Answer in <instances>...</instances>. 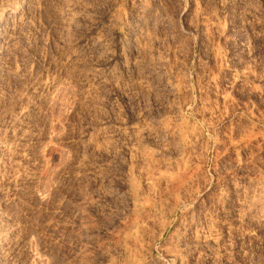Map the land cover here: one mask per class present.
Segmentation results:
<instances>
[{
    "label": "rangeland",
    "instance_id": "374dc122",
    "mask_svg": "<svg viewBox=\"0 0 264 264\" xmlns=\"http://www.w3.org/2000/svg\"><path fill=\"white\" fill-rule=\"evenodd\" d=\"M0 264H264V0H0Z\"/></svg>",
    "mask_w": 264,
    "mask_h": 264
},
{
    "label": "bare ground",
    "instance_id": "6f19581e",
    "mask_svg": "<svg viewBox=\"0 0 264 264\" xmlns=\"http://www.w3.org/2000/svg\"><path fill=\"white\" fill-rule=\"evenodd\" d=\"M151 1H152V0H151ZM221 1H222V0H221ZM224 2H225V0H224ZM254 2H255V1H254ZM140 3H141V2H140ZM238 4H239V3H238ZM261 4H262V3H261ZM229 5H230V4H229ZM144 6H145V5H144ZM254 6H255V5H254ZM198 8H199V7H198ZM254 8H255V7H254ZM140 9H141V8H140ZM144 9H145V8H144ZM136 10H137V9H136ZM142 10H143V9H142ZM195 10H196V9H195ZM139 11H140V10H139ZM245 11H246V9H245ZM250 13H251V11H250ZM197 14H200V13H197ZM251 14H252V13H251ZM256 14H257V13H256ZM242 15H243V14H242ZM252 15H254V13H253ZM141 16H143V15H141ZM143 17H144V16H143ZM143 17H142V18H143ZM145 18H146V17H145ZM135 19H136V18H135ZM147 19H148V18H147ZM140 20H141V19H140ZM142 20H143V19H142ZM138 21H139V20H138ZM167 21H168V20H167ZM117 22H118V21H117ZM125 22H126V21H125ZM125 22H124V23H125ZM133 22H134V21H133ZM139 22H140V21H139ZM143 22H144V21H143ZM161 22H162V21H161ZM158 24H159V23H158ZM150 26H151V25H150ZM151 27H152V26H151ZM154 27H155V26H153V28H154ZM163 27H164V26H163ZM141 28H142V27H141ZM141 28H140V29H137L134 33H132V34H133V37H134L135 39H141L140 37H142L144 34H145V35L147 34V33H146L147 30H146V32H145V31H144L145 29L142 28L143 30H141ZM120 30H121V29H120ZM128 30H129V29H128ZM153 30H154V29H153ZM153 30H152V31H153ZM128 32H129V31H128ZM149 34H150V33H149ZM145 35H144V36H145ZM147 35H148V34H147ZM147 35H146V36H147ZM150 35H151V34H150ZM144 36L142 37L143 39H144ZM146 36H145V37H146ZM148 37H149V35H148ZM145 39H146V38H145ZM149 39H150V38H149ZM95 40H96V39H95ZM133 40H134V39H133ZM141 40H142V39H141ZM97 41H98V42H97ZM97 41H96L95 44H96L97 47H99V44L101 43V41H100V39H98ZM130 41H131V40H130ZM135 41H136V40H135ZM138 41H139V40H138ZM146 41H147V40H146ZM105 42H106V41H105ZM143 42H144V41H143ZM143 42H142V43H143ZM138 43H140V42H138ZM103 44H104V43H103ZM134 44H135V43H134ZM144 44H145V43H144ZM135 45H137V43H136ZM142 45H143V44H142ZM138 46L140 47V45H137V47H138ZM143 46H144V45H143ZM121 48H123V47H121ZM133 48H134V47H133ZM135 48H136V46H135ZM140 48H141V47H140ZM140 48H138V50H139ZM127 49H128V48H127ZM142 49H143V48H142ZM142 49H141V50H142ZM102 50H103V48H102ZM106 51H107V50H106ZM127 51H128V50H127ZM128 52H129V51H128ZM134 52H135V51H134ZM142 52H143V51H142ZM95 53H96V52H95ZM97 53H99V52H97ZM101 53H102V52H101ZM104 53H105V52H104ZM132 53H133V52H132ZM138 53H139V52H138ZM127 54H128V53H127ZM127 54H126V55H127ZM128 55H129V54H128ZM128 55H127V56H128ZM134 55H135V54H134ZM125 57H126V56H125ZM125 57H124V58H125ZM128 57H129V56H128ZM135 57H136V55H135ZM124 58H123V60H124ZM156 58H157V57H156ZM125 59H126V58H125ZM128 59H129V58H128ZM130 59H132V58H130ZM133 59H134V58H133ZM142 59H143V58H142ZM126 60H127V59H126ZM154 60H155V59H154ZM133 61H134V60H133ZM135 61H136V60H135ZM156 61H157V60H156ZM138 62H139V61H138ZM138 62H137V63H138ZM152 62H153V61H152ZM157 63H158V62H157ZM134 64H135V63H134ZM140 64H141V63H140ZM140 64H139V65H140ZM136 65H137V64H136ZM141 65H142V64H141ZM128 67H129V66H128ZM139 69H140V68H139ZM130 70H131V69H130ZM100 73H101V72H100ZM134 73H135V72H134ZM98 74H99V73H98ZM94 76H95V75H94ZM101 77H102V76H101ZM96 79H97V78H96ZM99 79H100V78H99ZM105 80H106V78H105ZM99 83H100V82H99ZM134 129H135V128H134ZM172 129H173V128H172ZM172 129H171V130H172ZM169 130H170V129H169ZM171 130H170V131H171ZM170 131H169V132H170ZM173 131H174V130H173ZM171 133H172V132H171ZM168 135H169V134H168ZM171 178H172V177H171ZM169 179H170V178H169ZM176 180H177V179H176ZM170 183H171V182H170Z\"/></svg>",
    "mask_w": 264,
    "mask_h": 264
}]
</instances>
